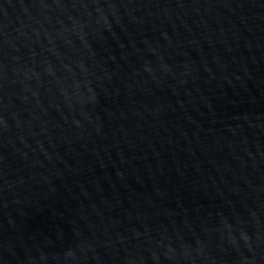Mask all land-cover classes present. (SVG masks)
<instances>
[{"label": "water", "instance_id": "95a60500", "mask_svg": "<svg viewBox=\"0 0 264 264\" xmlns=\"http://www.w3.org/2000/svg\"><path fill=\"white\" fill-rule=\"evenodd\" d=\"M0 264H264V0H0Z\"/></svg>", "mask_w": 264, "mask_h": 264}]
</instances>
